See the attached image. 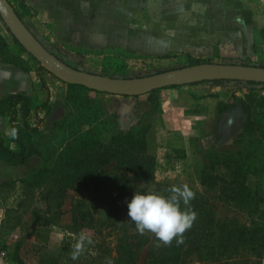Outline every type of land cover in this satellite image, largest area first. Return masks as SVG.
Returning a JSON list of instances; mask_svg holds the SVG:
<instances>
[{"label":"rangeland","instance_id":"obj_1","mask_svg":"<svg viewBox=\"0 0 264 264\" xmlns=\"http://www.w3.org/2000/svg\"><path fill=\"white\" fill-rule=\"evenodd\" d=\"M105 1L106 12L100 10L98 14H107L109 22L115 25L114 34L108 44L93 39L89 47H64L67 44L59 43L56 29L43 21L38 12L29 9L23 0L11 3L47 49L67 63L73 61L64 55V50L85 54V61L78 68L92 73L134 78L199 63L264 67V0ZM172 14L178 17H170ZM220 14L227 33L224 44L214 41ZM166 29L174 33L165 32ZM0 35L6 42V54L12 59L20 56L16 65L2 61L0 54V98L14 93L9 83L17 72L25 71L33 75L32 92H26L33 98V106L45 104L30 121L32 127L39 124L38 130L25 135L26 141L34 142L41 154L33 155L25 164H12L0 158V246L7 248L13 264H55V259L61 262L69 256L62 252L64 245L76 243L74 235L63 226L69 213L62 214V221L57 223V199L49 196V188L60 177L54 165L72 156L82 142L107 143L118 131L138 123L145 125L147 152L156 155L158 162L156 178L140 180L142 188L163 195L172 185L187 183L196 194L209 200L217 220L264 225L261 84L207 80L140 96L82 90L69 86L46 69L41 71L40 63L14 41L1 16ZM164 39L176 44L179 50L158 54L156 46ZM190 48L198 52L194 50L193 55ZM204 52L207 54L202 55ZM189 86L205 89L189 91ZM167 94L172 99L179 97L180 103L192 99L191 111L203 114L201 127L187 132L183 146L173 136L190 125V117L179 106L162 114ZM234 101L243 107V116L226 114L228 109L219 111L227 105L234 106ZM15 123L23 126L21 118ZM10 129L9 113L0 114V137L11 148L18 149L8 134ZM171 142L177 145L172 146ZM67 146L71 148L66 150ZM212 152H219V157ZM214 158L221 163L211 166ZM228 159L230 162H224ZM205 164L209 167V179L203 185L199 174ZM73 185L65 197V210L82 193L79 184ZM88 249L85 246V251ZM242 255L228 256L224 264H232L235 258H239L237 264H264V250ZM144 256L145 252L138 264H148Z\"/></svg>","mask_w":264,"mask_h":264},{"label":"trees","instance_id":"obj_2","mask_svg":"<svg viewBox=\"0 0 264 264\" xmlns=\"http://www.w3.org/2000/svg\"><path fill=\"white\" fill-rule=\"evenodd\" d=\"M15 10L22 19L19 11ZM8 31L10 32L9 29ZM13 38L26 51L14 36ZM5 45L6 42L0 35L2 61L19 65L20 56L10 58L12 56L6 54ZM63 53L78 65L85 61V54L79 51L64 50ZM39 69L45 70L40 64ZM250 83L261 84L264 89L262 83ZM67 84L82 90L99 92L80 84ZM157 90L160 89L153 91ZM32 101L33 98L26 92H14L0 98V114L8 112L10 127L18 129V138L14 139L18 149L11 148L0 137V158H5L9 163L25 164L33 155L41 154L34 142H27L25 139L29 132L38 130L39 124L32 127L30 121L45 106H33ZM232 106L227 105L219 111ZM244 109L249 118L248 107ZM18 118L22 119V127L15 123ZM144 126L138 123L128 130H120L107 143L82 142L83 145L72 156L54 165L53 168L57 169L60 177L49 188V196L57 199L56 212L60 219L57 223L62 221V214L69 213L67 222L63 224L64 230L76 237L83 231L93 240V244L85 245L89 249L76 261L71 259L73 247L64 245L62 252L69 256L61 262L55 259V264H108L109 261L111 264H138L144 252L145 263L148 264H224L228 256L264 250V225L249 226L236 220H217L213 206L203 194H196L195 199L190 202V207L197 213V219L191 229L184 233L183 244L177 245L173 240L170 246L160 244L157 247L159 241L152 233L145 232L140 235L137 232L134 222L128 217L127 203L135 192H147L141 187L140 180H154L158 166L156 155L147 152ZM66 148L69 150L71 146ZM212 153L215 157L220 155L219 152ZM224 162H230V159ZM217 163L221 162L214 158L211 166ZM207 168L209 167L205 164L199 174L203 185L209 179ZM73 184H79L82 193L79 199L71 201L70 209L65 210V197ZM85 193H89L88 197L84 196ZM163 195L168 196L170 193L167 190ZM184 207L181 204V208ZM238 262L239 258H235L232 264Z\"/></svg>","mask_w":264,"mask_h":264},{"label":"water","instance_id":"obj_3","mask_svg":"<svg viewBox=\"0 0 264 264\" xmlns=\"http://www.w3.org/2000/svg\"><path fill=\"white\" fill-rule=\"evenodd\" d=\"M0 15L12 35L48 72L66 83L115 95L140 96L172 85H188L202 81L240 80L264 84V67L199 63L148 76L119 78L76 68L47 49L19 17L9 0H0Z\"/></svg>","mask_w":264,"mask_h":264},{"label":"crops","instance_id":"obj_4","mask_svg":"<svg viewBox=\"0 0 264 264\" xmlns=\"http://www.w3.org/2000/svg\"><path fill=\"white\" fill-rule=\"evenodd\" d=\"M27 7L32 9V11H36L39 13L40 18L43 21L47 22L48 25L55 28L58 35V41L64 47L71 46H84L89 47L90 43L95 39L97 42L102 43V45L108 44L110 41V35H113L114 23L109 22L107 14H98L100 10H107V2L105 0H23ZM170 17H178L177 14L170 15ZM218 27L216 32L214 33V41L218 44H224L226 41L227 33L226 27L223 18H221V14L218 16ZM222 19V20H221ZM175 22H172V25ZM164 26V25H163ZM179 26L178 25H175ZM171 27V26H170ZM168 28V27H166ZM32 30V29H31ZM170 29H166L165 32H169ZM256 32V31H255ZM176 33V32H175ZM191 33V32H188ZM165 35V33H164ZM163 35V36H164ZM253 36V34H252ZM94 42V41H93ZM71 45V46H70ZM135 45V44H134ZM136 46V45H135ZM158 49V54L165 55L170 52H176L179 50V47L173 42H169L168 40H161L160 44L156 46ZM135 50V49H134ZM137 50V49H136ZM194 50L198 52L197 49L190 48L188 49L194 55ZM72 52V50H69ZM209 51V50H208ZM207 52H204L202 55H206ZM200 55V54H198ZM76 68H78V64L75 62L68 63ZM32 74H28L25 71L17 72L15 78L9 83V87L14 90V92L24 91L27 93L32 92ZM190 85V84H188ZM191 87V86H189ZM205 86H199L196 88H189V91H200ZM229 88V87H228ZM181 93H183L180 90ZM168 97L165 98L164 104L162 103L161 110L163 112L167 111L171 107H178L180 110L185 112L187 116L190 118L187 120L190 125H186L185 129L180 130L177 135L173 136L175 141H178L180 145H185V139L187 132L197 130L201 127L203 120L201 119V113L191 111L193 101H182L180 103L179 97L171 98L170 94H167ZM234 106L228 109L226 114L232 113L233 115H237L241 117L245 114L243 107L239 104V101H234ZM181 105V106H180ZM189 111V112H188ZM172 146H176V142H171Z\"/></svg>","mask_w":264,"mask_h":264},{"label":"clouds","instance_id":"obj_5","mask_svg":"<svg viewBox=\"0 0 264 264\" xmlns=\"http://www.w3.org/2000/svg\"><path fill=\"white\" fill-rule=\"evenodd\" d=\"M8 134L12 139H17L18 129L11 128ZM168 191V196L155 192H135L127 203L128 217L134 222L137 232L140 235L152 233L159 241L157 247L160 244L170 246L173 240L177 245L183 244L184 233L191 229L197 219V213L190 207L196 193L187 183L172 185ZM181 204L185 206L183 209ZM74 238L76 243L72 246L71 259L77 260L85 251V245L93 244V240L83 231Z\"/></svg>","mask_w":264,"mask_h":264},{"label":"built area","instance_id":"obj_6","mask_svg":"<svg viewBox=\"0 0 264 264\" xmlns=\"http://www.w3.org/2000/svg\"><path fill=\"white\" fill-rule=\"evenodd\" d=\"M0 264H13L7 248L0 246Z\"/></svg>","mask_w":264,"mask_h":264}]
</instances>
